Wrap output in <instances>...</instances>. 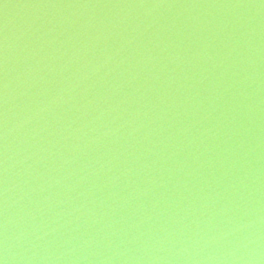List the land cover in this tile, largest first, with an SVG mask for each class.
Instances as JSON below:
<instances>
[{
  "label": "water",
  "instance_id": "1",
  "mask_svg": "<svg viewBox=\"0 0 264 264\" xmlns=\"http://www.w3.org/2000/svg\"><path fill=\"white\" fill-rule=\"evenodd\" d=\"M0 165L264 237V0H0Z\"/></svg>",
  "mask_w": 264,
  "mask_h": 264
}]
</instances>
